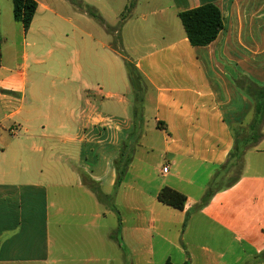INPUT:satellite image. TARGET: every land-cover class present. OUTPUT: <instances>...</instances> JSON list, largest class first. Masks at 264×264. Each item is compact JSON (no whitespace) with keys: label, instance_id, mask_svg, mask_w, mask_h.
Masks as SVG:
<instances>
[{"label":"crops","instance_id":"crops-1","mask_svg":"<svg viewBox=\"0 0 264 264\" xmlns=\"http://www.w3.org/2000/svg\"><path fill=\"white\" fill-rule=\"evenodd\" d=\"M35 1L29 50L9 62L0 46V264H264V120L241 176L205 201L254 115L246 84L264 87V0H104L95 43L51 26L86 12ZM210 3L224 29L192 46L179 14Z\"/></svg>","mask_w":264,"mask_h":264},{"label":"trees","instance_id":"trees-1","mask_svg":"<svg viewBox=\"0 0 264 264\" xmlns=\"http://www.w3.org/2000/svg\"><path fill=\"white\" fill-rule=\"evenodd\" d=\"M133 5L134 0H132L126 10L132 8ZM37 7L38 4L35 0H13L14 19L17 22L22 23L25 32L30 29ZM92 15L95 18L100 19L97 14L92 13ZM179 17L192 46H206L211 44L217 39L220 32L224 29V21L221 10L215 4L210 3L191 10L183 11L179 14ZM114 46L116 47L115 49L124 57L130 83L134 91H145L147 85L143 81L136 66L130 62L119 49H117V42H114ZM246 87L255 100L254 115L249 123L251 135L246 141L242 142L237 141L236 135L234 148L230 152L224 166L220 169V171H218L215 181L219 178L221 172L229 171L239 165H243L244 154L248 149H250L248 144H256L262 137L261 127L264 120V87L260 88L253 84H246ZM213 192L214 191H211L210 188V190L206 193L205 201L209 200ZM97 193L100 199H106V197L101 194L99 189L97 190ZM158 200L176 210H183L187 199L185 195L166 187L160 191ZM258 258H261L264 261V252ZM165 264L172 263L168 261Z\"/></svg>","mask_w":264,"mask_h":264},{"label":"rangeland","instance_id":"rangeland-1","mask_svg":"<svg viewBox=\"0 0 264 264\" xmlns=\"http://www.w3.org/2000/svg\"><path fill=\"white\" fill-rule=\"evenodd\" d=\"M64 1L66 6L69 5L70 12H72L73 9H75L78 13L86 12L84 14V18H82L80 22L74 21V26L66 22H61L60 25L52 23L51 26L53 28H55V26H59L61 28V32L63 36L68 35L70 38L76 37L78 40H82L84 38L87 40H92L93 41V42L91 41L92 43L98 41L101 35L104 36L105 26L103 25L101 14L97 9L98 8L97 6H101L100 4L101 3L103 4L104 0H64ZM2 12H3V16L5 15V18L3 19L1 28L6 33L5 39H7V41L6 40L4 41V39L1 40L0 46L1 48L4 49L5 60L9 62H13L15 58L14 46L16 45L17 48L20 49L21 51L24 50V48L25 50H29L30 45L32 43V39L30 36H27L25 40V32L23 30V27L15 21L12 15L6 18L7 15H6L5 6L2 7ZM105 12L111 15L109 9H106ZM92 13L97 14L100 17V19L95 18L92 15ZM63 14L65 18L69 17V15H67L66 13ZM126 16H127V12L122 16V20L125 19ZM40 27L41 24L37 22L34 25L33 29L35 31H38ZM114 42L118 43L120 52L125 57H127V55L122 50L121 38L119 34H117L114 37ZM39 70H41V66L38 68H35L33 66L29 69V73L31 76H33ZM147 90L143 92L135 90L137 97L142 99L145 93L147 92ZM249 123L237 133V141L239 142L246 141L250 137L251 132L249 130ZM253 145L254 144L252 143L248 144L250 148ZM242 170H243V165H239L236 168H233L229 171L221 172L219 178L213 183L211 187V191L219 190L231 185L235 180H237L241 176Z\"/></svg>","mask_w":264,"mask_h":264},{"label":"built area","instance_id":"built-area-1","mask_svg":"<svg viewBox=\"0 0 264 264\" xmlns=\"http://www.w3.org/2000/svg\"><path fill=\"white\" fill-rule=\"evenodd\" d=\"M163 172H164V173H167V172H168V167H165V168L163 169Z\"/></svg>","mask_w":264,"mask_h":264}]
</instances>
